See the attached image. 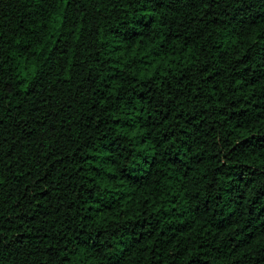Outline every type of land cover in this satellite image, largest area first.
<instances>
[{"label":"trees","instance_id":"16d2710c","mask_svg":"<svg viewBox=\"0 0 264 264\" xmlns=\"http://www.w3.org/2000/svg\"><path fill=\"white\" fill-rule=\"evenodd\" d=\"M0 264H264V0H0Z\"/></svg>","mask_w":264,"mask_h":264}]
</instances>
